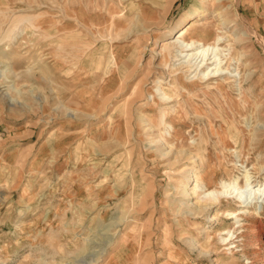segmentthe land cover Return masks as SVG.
<instances>
[{
	"label": "rangeland",
	"instance_id": "rangeland-1",
	"mask_svg": "<svg viewBox=\"0 0 264 264\" xmlns=\"http://www.w3.org/2000/svg\"><path fill=\"white\" fill-rule=\"evenodd\" d=\"M190 21L235 76L163 45ZM244 171L264 187V0H0V264H264L263 198L200 190Z\"/></svg>",
	"mask_w": 264,
	"mask_h": 264
},
{
	"label": "bare ground",
	"instance_id": "bare-ground-1",
	"mask_svg": "<svg viewBox=\"0 0 264 264\" xmlns=\"http://www.w3.org/2000/svg\"><path fill=\"white\" fill-rule=\"evenodd\" d=\"M218 1L219 3L223 2V0ZM217 15L221 24H225L227 22V20L221 15V12H218ZM201 24L202 22H188L183 28L175 33L174 37L165 40L163 45L171 48H177L182 57L185 59L187 58L188 67L195 72L201 73L203 77H205L206 75H208V78L213 76H235L234 74H228L226 69H224V67L221 65L222 60L220 59L219 55L222 51L221 49H219V47H217L221 37H213L211 31L205 30V28L201 29ZM187 32L190 33L194 37V39H192L191 41L185 40L184 36ZM211 39H213L212 43L209 42ZM204 68L206 69L205 71L202 70ZM154 93L158 94L162 100H169L171 98L165 88L159 87L158 92L154 91ZM243 178L244 184L241 187L239 186L238 188H236L238 180L237 178H234L233 180L227 182L220 181L218 184L219 187H217V189H208L203 186L200 190L202 191L204 196L216 198L218 196H228L230 194H232L233 196V192H230L229 194L228 192L229 190H231V188H234V191H236L235 189L241 190L240 192H236L234 194V196H236L240 200L242 197H244V195H247L246 192H248V197L253 195L252 199H255V201H258L261 197L264 200V187L262 188V184H252L253 180H251L250 175L247 171H244ZM197 186V179H195V189L197 188ZM244 192L246 194L243 195ZM185 193L191 194L188 189L185 190ZM246 199L241 200V202L245 203L247 201ZM245 210H243V212H245ZM240 213L241 212L236 213L235 211L227 213L230 215L231 219H234L233 224L238 223L236 225L237 227L241 225L239 223L240 218H238V214ZM230 231L231 230H229L228 232ZM223 239H226V237Z\"/></svg>",
	"mask_w": 264,
	"mask_h": 264
}]
</instances>
